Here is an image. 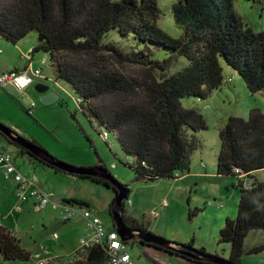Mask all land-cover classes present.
<instances>
[{
    "label": "trees",
    "instance_id": "1",
    "mask_svg": "<svg viewBox=\"0 0 264 264\" xmlns=\"http://www.w3.org/2000/svg\"><path fill=\"white\" fill-rule=\"evenodd\" d=\"M236 1L177 0L172 13L183 36L175 38L159 26V0H0V37L17 45L35 32L39 44L32 54L44 52L50 56L56 79L69 84L79 98V110L103 129L101 137L106 142L110 134L114 135L123 153L133 159L134 164L128 168L135 172L137 181H175L178 175L191 172L192 158L200 144L195 134L209 130L199 108H185L183 101L194 99L201 104L221 91L228 83L221 60L242 78L250 93L264 92V31L257 33L243 22L235 11ZM113 33L130 40L131 51L106 44V38ZM152 48L165 52L161 59L155 57ZM83 55L86 61L76 60ZM179 58L185 59L188 66L168 75ZM115 62L139 66L141 78L120 74L111 68ZM28 69L27 66L22 71ZM107 98L114 99V105L101 103ZM3 138L20 155L67 174ZM220 141L215 179L228 181L227 190L239 189L240 193L237 217L226 220L219 233V244L231 248L228 260L232 264H246L247 256L264 251V246L252 250L245 246L249 232L264 231V184L255 176L264 170V112L252 109L248 119L230 117L220 131ZM31 145L52 158L36 141ZM95 167L107 169L101 164ZM76 177L103 186L114 195L118 193L104 178ZM119 184L129 192V199L132 192L128 185ZM63 203L89 206L76 199H65ZM24 205L20 211L14 207V211L23 212ZM122 212L127 228L151 232L127 213L125 204ZM95 215L106 231L103 243L85 252L76 249L72 256L55 258L47 264H109L106 241L109 233L117 232L116 225L112 217L107 224ZM59 219L65 223L61 216ZM84 229L86 232L78 238L79 247L89 233L86 220ZM138 241L147 246L141 239ZM130 242L124 243L129 247ZM175 244L178 251L148 246L185 264H213L192 258L196 251L210 255L205 248L196 249L194 240ZM0 257L4 261L29 263L34 256L22 247L14 233L0 224Z\"/></svg>",
    "mask_w": 264,
    "mask_h": 264
},
{
    "label": "rangeland",
    "instance_id": "2",
    "mask_svg": "<svg viewBox=\"0 0 264 264\" xmlns=\"http://www.w3.org/2000/svg\"><path fill=\"white\" fill-rule=\"evenodd\" d=\"M176 2L177 0H159L161 8L159 26L171 36L180 38L183 36V30L176 26L172 13V5ZM234 8L247 26L257 33L264 31V0H237ZM105 43L119 45L124 52L131 51L133 46L130 40L125 41L116 33L109 34ZM38 44L39 38L35 32L30 33L17 45L0 37L1 77L13 72L14 69L23 70L25 66L30 67L31 65L41 70L43 74L42 78H36V83L29 86L30 88L28 87L29 94L26 93V98H22V95L19 97L14 89H9L6 85V88L0 86V121L24 139L39 143L59 161L76 167L106 165L113 176L120 183L128 185L132 192L127 201L128 205H126L127 213L134 218L132 211L133 208H136L140 214L137 216L139 223H144L150 229L151 224L148 221L152 222V229H154L152 233L179 244H189L194 240L196 249L205 247L208 251L218 250L222 253L220 248L227 247L228 244H219L220 230L218 229L221 223L219 224L218 218L221 216L220 212L223 211L224 224L228 217L232 216L233 218L228 219H236L240 190L235 189L238 193H227V188L230 185H223L215 178L212 180L193 178L184 182L181 181L183 179L181 175H178L175 181L159 180L153 183L137 181L135 172L128 168V165L134 164L133 159L123 153L121 145L114 135L110 134L109 140L106 142L101 137L103 129L92 117L89 119L79 110L77 106L79 98L69 84L56 79L50 56L44 52L32 54ZM152 51L159 59L165 53L157 48H152ZM76 60L84 62L87 57L83 55L76 57ZM221 62L226 68L224 76L228 81V83H224L221 91L215 92L201 104L194 99L183 101L185 108L196 106L199 108L209 128L207 131L195 134L200 144L192 158L194 162L192 174H200L201 169L209 173L216 172L217 158L221 150L220 131L230 117L248 119L252 109L264 112V92L250 93L242 78L232 71L223 60ZM186 66H188L187 61L179 58L167 74H175ZM111 68L128 78H141L142 69L139 66L115 62ZM38 84L47 85L50 88L49 91L55 92L59 99L50 104H43L42 97L49 91L39 92L36 88ZM101 103L114 105V99L107 98ZM30 104L33 108L31 111ZM189 134L192 133L189 132ZM0 141L5 149L7 147L9 153L13 155L16 149L1 135ZM3 170V167L0 166L1 223L15 234L16 238L21 241L22 247L30 251L34 257L29 263L4 261L0 257V264H38L43 261L40 259L45 252H48L49 257L52 258L55 253L52 250L54 249L53 237L55 234L62 238L61 242L65 245L61 249L70 252V255L74 253L78 246V234H76V230L75 233L70 232L69 227H64L62 222L56 221V217L59 218L57 212L62 217L60 209H54L56 212L48 209L36 211L37 209L30 210L29 208L21 213L14 211L18 197L16 193L14 194L13 188L10 190L12 183L4 179ZM262 172L261 175L264 179V170ZM62 174L59 173L54 179L59 181L58 190H69L73 197L87 200V203L92 204L93 210L99 211L98 216L103 221L107 224L111 223L110 205L116 198L113 191L89 180ZM73 182L77 183L72 184ZM170 188H174L172 194ZM53 189L51 184L48 191H53ZM221 191L226 194L225 197L219 196ZM60 199L63 200L66 197ZM132 203H134L133 207ZM218 204H221L220 207L222 205L224 207L219 209ZM44 217H46L45 220L55 217L53 220L46 221L47 230L43 227ZM78 228L79 225L75 229ZM69 236H72V240L70 244H67ZM255 236L254 243L256 244H252L251 239ZM263 241L264 237L261 233H251L247 239V246H261L264 245ZM43 243L51 251L42 248L41 244ZM35 250L36 253H34ZM129 252L137 264H168V262L170 264L172 262L162 250L142 245L136 239L130 242ZM255 260V264H264V251Z\"/></svg>",
    "mask_w": 264,
    "mask_h": 264
},
{
    "label": "built area",
    "instance_id": "3",
    "mask_svg": "<svg viewBox=\"0 0 264 264\" xmlns=\"http://www.w3.org/2000/svg\"><path fill=\"white\" fill-rule=\"evenodd\" d=\"M41 70L28 69L25 72H11L0 76V86L11 84L15 89L22 93L32 84L36 83V78H42ZM105 139L107 136H105ZM4 145L0 141V166L4 169V175L7 180L13 181L16 186V195L18 204L16 209L20 211L26 202L31 199L35 202L37 210H44L48 206L52 209H60L62 211V219L70 221L75 217H82L88 223L89 233L81 240L79 251L85 252L93 245L103 243L105 238V229L101 220L89 209L84 207L73 206L63 203L64 201H56L52 195L46 193L38 185V183L27 178L16 166L15 158L12 154L4 150ZM250 188L251 186L248 185ZM118 232L114 231L108 234L106 246L110 256L109 264H136L132 260L129 247L124 243ZM105 246V245H103ZM46 260L40 261L38 264H47Z\"/></svg>",
    "mask_w": 264,
    "mask_h": 264
},
{
    "label": "crops",
    "instance_id": "4",
    "mask_svg": "<svg viewBox=\"0 0 264 264\" xmlns=\"http://www.w3.org/2000/svg\"><path fill=\"white\" fill-rule=\"evenodd\" d=\"M34 57V56H33ZM33 62V61H32ZM27 66H25L24 67V69L26 68ZM33 70H36L37 68H35L33 65H31L30 66ZM29 66H28V68H30ZM23 69V70H24ZM20 71H22V69H19ZM6 72V71H5ZM22 73V72H21ZM45 81H47V80H45ZM44 82V81H43ZM43 86H45V87H47V85H44V84H42ZM6 86H8V88L9 89H14L15 91H16V93H17V95L20 97V95H22V98H26V93H28V89L32 86H30L29 88H27L23 93L21 92V91H18L17 89H15L14 88V86L13 85H11V84H7ZM6 86H3V87H5L6 88ZM50 89V88H49ZM48 93H50V91L48 92ZM55 93V92H54ZM29 94V93H28ZM44 97V96H43ZM43 97H42V100H43ZM59 99V98H58ZM32 104V103H31ZM31 104H30V108H31ZM44 104V103H43ZM31 110H33V108H31L30 109V111ZM15 148V147H14ZM16 149V148H15ZM6 150L8 151L9 149L6 147ZM8 152H10V151H8ZM13 156H14V158H15V163H16V166H17V168L27 177V178H29V179H31L32 181H34V182H36V183H38V185L42 188V190L43 191H45L46 193H49V194H51L52 195V197H53V199L54 200H56V201H64L65 199H60V198H64V197H66V199L67 200H71V199H76V200H79V201H82V202H88L87 200H85V199H77V198H75V197H73L72 196V194L70 193V191L69 190H66V189H64L63 191H60V190H58V185H59V181L58 180H54L55 179V176L56 175H58L59 173H57V172H55L54 170H52V169H49L48 167H45L44 165H42V164H40V163H36V162H33L32 160H30V158L28 157V156H22V155H20V153L17 151V149H16V151L13 153ZM194 163V162H193ZM263 171V170H262ZM262 171H259V172H257L256 174H255V176L257 177V179L260 181V182H262L263 184H264V179H263V176L261 175V173H263ZM60 174H62V173H60ZM65 174V173H64ZM64 174H62V175H64ZM216 173H215V171L213 172V173H209L208 171H206V170H203V169H201V173L200 174H192V169H191V172L189 173V174H186L185 176H183V179L181 180V181H184V182H188L189 181V179H193V178H203V179H206V178H209L210 180H212L213 178H216V175H215ZM65 175H68V174H65ZM3 177H4V179L5 180H7L6 178H5V175H4V170H3ZM188 180V181H187ZM7 181H10V183H12V185L10 186V190L13 188V190H14V194L16 193V184L13 182V181H11V180H7ZM73 181H75V180H73ZM75 183H77V182H73L72 184H75ZM220 183H222L223 185H227V186H229L230 185V183L228 182V181H226V182H221L220 181ZM53 185V191L51 190V191H48V188H49V186L50 185ZM173 189L174 188H170V193L172 194V191H173ZM228 192H233V193H238L237 191H233V190H227V193ZM57 193V194H56ZM221 194L219 195V196H223V197H225L226 196V194L224 193V192H220ZM58 196V197H57ZM166 203V202H165ZM87 204H89V203H87ZM220 205L221 204H218L217 206H218V208L219 209H222L224 206L222 205L221 207H220ZM16 206V205H15ZM26 206V207H25ZM111 206V205H110ZM134 206V203H132V207ZM85 209H89V210H91L92 209V204H89V206L87 205V206H83ZM30 209V210H35L36 209V205H35V202H29L27 205H24V210L25 209ZM206 208V207H205ZM51 210L52 212H56L55 210H52V208H50L49 206L47 207V208H45L44 210ZM225 209V208H224ZM36 211H38V210H36ZM42 211V210H41ZM92 211H93V213H95V214H97L98 215V210L96 209V210H93L92 209ZM58 214H59V217H60V213L59 212H57ZM132 213H133V215L135 216L134 217V219H136L137 221H138V217L137 216H140V214L137 212V210H136V208H133V211H132ZM154 213H157V212H154ZM221 213V216L218 218V220H219V224L221 223V225L219 226V229L218 230H221L223 227H224V216H223V211H221L220 212ZM45 218L46 217H44L43 218V220H44V223H43V227L45 228V230H47V227H46V224L45 223H47L46 221H48V220H53V219H55V217H51L50 219H46L45 220ZM228 218H233L232 216L231 217H228ZM227 218V219H228ZM1 220H2V218L0 217V224L2 225V226H4L5 228H8V227H6L5 225H3L2 223H1ZM56 221L58 222V221H60V219L58 218V217H56ZM61 222V221H60ZM148 222H150V224H151V227H150V230H151V232H154V229H152V222L149 220ZM80 224H83V225H80ZM62 225L64 226V227H69V229H70V232H74L75 230H76V234H78V238H79V236L84 232H86V230L84 229L83 231H82V229H83V226L85 225V220L82 218V217H78V218H76V219H74V220H72V221H70V222H67V223H63L62 222ZM77 225H79V228L78 229H75L76 228V226ZM81 226H82V228H81ZM81 229V230H80ZM75 233V232H74ZM251 233H257V234H260L261 233V235H262V237H264V231H262V230H253V231H251V232H249V234L247 235V239L249 238V236H250V234ZM254 238H256V236L255 237H253L252 239H251V243L252 244H256V243H254ZM68 239L69 240H67V244H70L71 243V240H72V236H69L68 237ZM62 238L58 235V234H55L54 235V237H53V242H54V249H52V250H54L55 251V253H54V255H52V258H50L49 257V253L48 252H45V253H43V256H42V259H40V260H45V259H47V260H55V258L56 259H58V258H60V257H66V256H70V252H68V251H63L61 248H63L65 245L64 244H62ZM175 242V241H174ZM78 243V242H77ZM263 244H264V241H263ZM78 245V244H77ZM248 244H247V240H246V243H245V246H246V248H247V250H252V249H255V248H257V247H260V246H257V245H254V246H250V247H248L247 246ZM41 246H42V248H47L48 250H50L51 251V249L47 246V247H45L46 245H44V243L43 244H41ZM261 246H264V245H261ZM76 248V247H75ZM205 248V247H204ZM230 247L229 246H227V247H222V248H220L221 249V252L222 253H220V251H214V252H212V251H208L206 248V250H207V252L208 253H210V254H214V255H218V256H220V257H223V258H226V259H228V257H229V255H230V251H231V248L229 249ZM76 249H79V245L77 246V248ZM75 249V250H76ZM40 250H42L41 248H40ZM38 252V251H37ZM71 252H73V251H71ZM74 252H76V251H74ZM34 253H36V250L34 251ZM73 254V253H72ZM72 254H71V256H72ZM165 254V253H164ZM223 254H225V255H223ZM33 255V254H32ZM259 255H260V253L259 254H257V255H250V256H247V257H249L248 259H246V261H248V264H255L256 263V258H258L259 257ZM34 256V255H33ZM226 256H228V257H226ZM167 257V256H166ZM170 259V261H172V262H170V264H185V263H183V262H181V261H178V260H176V259H171V258H169ZM168 264H169V262H168Z\"/></svg>",
    "mask_w": 264,
    "mask_h": 264
},
{
    "label": "water",
    "instance_id": "5",
    "mask_svg": "<svg viewBox=\"0 0 264 264\" xmlns=\"http://www.w3.org/2000/svg\"><path fill=\"white\" fill-rule=\"evenodd\" d=\"M37 90L41 93H46L49 91V87H45L42 84L37 85ZM59 96L54 93H46L44 94L43 97V103L44 104H50L55 101H57ZM0 134L10 140L13 143H16L20 145L21 147L28 149L30 152L33 154L37 155L40 159H42L44 162L62 169L64 172L70 175L78 176H95V177H100L104 178L107 181H109L111 184L115 186L117 189L118 193L116 195V198L111 204L110 207V214L111 217L113 218L117 232L121 239L123 241H132V240H138L141 239L143 244H148V245H156L158 247H161L163 249L167 250H175L178 251L177 246L175 242H171L161 236H157L151 232H145L143 233L141 230H132L126 227L124 223V218H123V212L122 208L123 205L125 204L126 200L129 197V192L123 188L119 183V181L112 175V173L109 172V170L101 167H93V168H87V167H76L67 163H64L59 160H53L54 158H50L48 155L37 151L33 146L31 145V141H28L21 137L19 134H17L15 131L10 129L9 127L5 126L1 121H0ZM55 159V158H54ZM195 252V251H194ZM196 255H191L192 258L198 261H205L213 264H232L230 260L216 256L214 254L206 255L201 252L196 251Z\"/></svg>",
    "mask_w": 264,
    "mask_h": 264
},
{
    "label": "flooded vegetation",
    "instance_id": "6",
    "mask_svg": "<svg viewBox=\"0 0 264 264\" xmlns=\"http://www.w3.org/2000/svg\"><path fill=\"white\" fill-rule=\"evenodd\" d=\"M128 201V200H127ZM127 201L125 202V205H127L128 203H127ZM111 207V206H110ZM133 218V217H132ZM147 246H148V244H146ZM152 246V245H151Z\"/></svg>",
    "mask_w": 264,
    "mask_h": 264
}]
</instances>
